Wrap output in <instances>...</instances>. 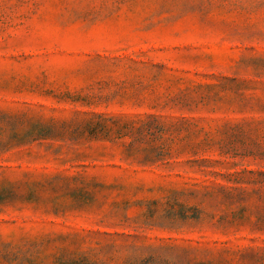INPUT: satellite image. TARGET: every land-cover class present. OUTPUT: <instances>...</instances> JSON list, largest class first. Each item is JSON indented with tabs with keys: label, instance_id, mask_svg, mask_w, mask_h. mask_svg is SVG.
Wrapping results in <instances>:
<instances>
[{
	"label": "rangeland",
	"instance_id": "obj_1",
	"mask_svg": "<svg viewBox=\"0 0 264 264\" xmlns=\"http://www.w3.org/2000/svg\"><path fill=\"white\" fill-rule=\"evenodd\" d=\"M0 264H264V0H0Z\"/></svg>",
	"mask_w": 264,
	"mask_h": 264
}]
</instances>
